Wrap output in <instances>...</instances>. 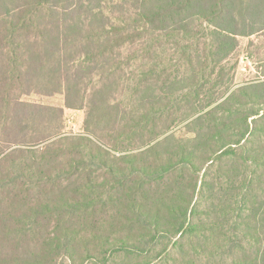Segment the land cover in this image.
<instances>
[{
  "label": "trees",
  "instance_id": "1",
  "mask_svg": "<svg viewBox=\"0 0 264 264\" xmlns=\"http://www.w3.org/2000/svg\"><path fill=\"white\" fill-rule=\"evenodd\" d=\"M185 8L196 9L190 16L205 21L208 38L191 36L194 48L184 47L192 75L184 87L164 79L146 95V109L130 120V157L106 164V152L80 137L65 144L72 158L60 175L39 171L61 155L52 142L19 164L31 185L24 194L34 196L20 199L26 208L0 211V226L35 243L4 258L10 264H55L59 255L68 264H264V86L226 96L222 74L237 37L264 31V0H184L168 9L158 1L138 17L173 38L189 34L194 19H178ZM187 110L197 115L191 145H155L166 121ZM47 217L55 224L38 242Z\"/></svg>",
  "mask_w": 264,
  "mask_h": 264
},
{
  "label": "rangeland",
  "instance_id": "2",
  "mask_svg": "<svg viewBox=\"0 0 264 264\" xmlns=\"http://www.w3.org/2000/svg\"><path fill=\"white\" fill-rule=\"evenodd\" d=\"M158 1L168 9L184 0H0L1 213L26 208L20 199L34 196L24 194L31 185L19 168L22 162L30 164L33 152L48 142L53 151L61 149L50 168L39 169L52 176L67 171L65 163L72 157L65 144L70 139L86 138L88 145L106 152L103 159L109 165L130 157V120L146 109V95L155 93L164 79L174 78L181 88L192 77L182 53L184 47L194 48L191 36L208 38L207 25L190 16L196 9L185 8L178 19H194L189 34L164 39L138 17ZM130 36L135 37L131 42ZM222 65L226 96L248 85L264 86V31L237 37L235 51ZM182 113L160 130L155 139L159 148L191 145L197 115ZM104 173L98 172L99 182ZM47 189L43 183L40 190ZM17 193V201L4 209V201ZM51 219L38 227V242L51 233ZM6 233L0 226V264L34 248L32 234L21 242ZM55 264L68 262L59 255Z\"/></svg>",
  "mask_w": 264,
  "mask_h": 264
}]
</instances>
